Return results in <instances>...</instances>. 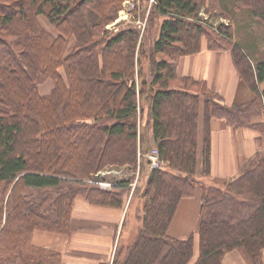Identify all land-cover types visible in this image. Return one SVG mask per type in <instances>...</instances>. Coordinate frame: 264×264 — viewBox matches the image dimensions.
Segmentation results:
<instances>
[{"label": "trees", "instance_id": "1", "mask_svg": "<svg viewBox=\"0 0 264 264\" xmlns=\"http://www.w3.org/2000/svg\"><path fill=\"white\" fill-rule=\"evenodd\" d=\"M123 1L14 0L17 11L0 6V264H62L60 253L32 244L33 232L69 235L77 197L120 208L129 179L114 181L113 193L85 181L105 166L136 167L145 128L151 133L148 150L155 148L167 169L149 170L137 231L117 246L111 264H188L193 236L175 239L167 230L181 199L194 196L195 185L200 211L194 264H221L233 250L246 264H263L264 155L219 187L194 174L200 96L203 175L210 172L211 117L264 135V123L251 122L264 116L259 88L264 55L258 52L264 28L259 34L253 30L264 27V0H156L154 10L163 20L150 50L159 59H149L150 82L141 80L135 30L103 37ZM201 7L210 15L225 12L237 24L235 33L230 23L205 30L196 22ZM202 39L209 50L229 52L254 96L250 104H219L198 82L177 77L179 58L199 52ZM254 53L263 56L254 59ZM82 65L91 67L96 80L92 98L90 89H82L85 79L75 76ZM47 79L53 88L40 95L37 87Z\"/></svg>", "mask_w": 264, "mask_h": 264}, {"label": "crops", "instance_id": "2", "mask_svg": "<svg viewBox=\"0 0 264 264\" xmlns=\"http://www.w3.org/2000/svg\"><path fill=\"white\" fill-rule=\"evenodd\" d=\"M46 30L52 28L43 18ZM38 18V20H39ZM40 22V21H39ZM70 50L72 49L73 42ZM178 78H189L198 82L205 90L218 96L219 104L231 107L245 106L252 102L254 96L240 79L231 56L227 51H212L202 39L199 52L180 57L176 67ZM52 82V81H51ZM53 88L51 84L50 90ZM264 89V82L259 85ZM39 93L40 95H47ZM204 98H199L197 162L194 179L207 185L222 186L237 177L257 155H264V135L250 127L233 128L223 119H210V172L202 174L201 150L203 139ZM147 109L145 108V113ZM145 122V118H144ZM253 124L264 123V116L251 120ZM150 141L151 133L148 128ZM152 144V142L150 141ZM167 167L166 164H162ZM200 211V189L195 185L191 198L179 202L169 224L167 234L175 239H186L193 236V261L198 255V236ZM126 217L124 207L114 208L95 206L81 197L74 200L69 235H60L43 231H34L31 242L34 246L60 253L62 264H111L117 246L121 244L123 225ZM264 264V249L262 250ZM221 264H246L241 254L227 252Z\"/></svg>", "mask_w": 264, "mask_h": 264}, {"label": "rangeland", "instance_id": "3", "mask_svg": "<svg viewBox=\"0 0 264 264\" xmlns=\"http://www.w3.org/2000/svg\"><path fill=\"white\" fill-rule=\"evenodd\" d=\"M82 0H78L80 2ZM14 0H0V6L1 8H5L6 6H11L9 9L10 11H17L19 10L17 5H14ZM156 0H125L123 1L121 5V9L117 13V18L105 26L104 30L107 31V35L103 36L105 39L109 38L112 34H114L117 31L120 30H135L138 33V40H137V46H136V55L135 57L139 58V66L142 70V78L141 80H145L146 82H150L151 79V66L149 59L155 58V60H159L156 58L157 56H153L151 53V46L154 42V40L157 37L159 25L161 21L163 20L162 17H160L154 10ZM14 5V7H13ZM206 5V4H205ZM92 18H94L93 14H90ZM227 15L225 12H223V15L221 17L215 13V15H210L206 12V10L201 7L198 13V18L196 22L199 23V25L203 26L205 30L208 32H211V28L208 25L217 27L219 24H226L230 23L233 34L237 30V24L235 20H227ZM93 20V19H92ZM90 20V21H92ZM39 21L42 25H44L46 28H48L43 21L42 18H39ZM207 22L205 24L204 22ZM256 30H255V29ZM262 28H264L262 25H255L253 27V30L257 32V34L261 33ZM50 30V28H49ZM52 34L54 33L53 30H51ZM4 37V36H3ZM104 39V38H103ZM93 42H96L97 39H92ZM235 42L241 43V40H239L237 37L233 38ZM140 43V44H139ZM141 46V50L140 47ZM71 45L67 47L66 52L68 53L70 51ZM143 54H142V53ZM258 52L263 53L264 55V41L259 40L258 42ZM139 53V54H138ZM258 53H254V59H260L263 55H259ZM81 69L83 70L81 73L75 72V76L79 79H85L82 89L83 90H89L90 93H88L87 98H92L95 92L96 88V80L93 77V74L91 72L90 66H81ZM59 72L63 74V70L60 69ZM14 74V78H17V75ZM51 80L47 79L42 84L38 85V92L39 93H48L51 87ZM170 86L175 85L176 82L170 81ZM144 133V141L141 147V160L140 163H137L136 167H127V166H105L100 171H98L95 175H93V180L90 178L86 180L85 182L88 183V186L96 187L98 189H102L106 192H114L113 189V182L114 181H121V180H130L129 188L121 194L122 196V207L126 209V217L123 225V234L121 237V243H126L128 240L132 239L134 234L137 231V227L139 224V219L142 214V204L144 201L143 197V190L145 188V184L148 177V172L150 169H153L150 167V164L148 163V157L149 155H152L154 148L151 150H148V136L147 130L143 131ZM65 140V138L63 139ZM24 142V140H22ZM120 143V142H118ZM43 149V148H42ZM47 163V162H46ZM159 170H166L167 167L162 165L161 167L155 168ZM167 198V194H166ZM160 199V198H159ZM161 200V199H160ZM44 232V231H43ZM195 261H193V256L190 259L188 264H194Z\"/></svg>", "mask_w": 264, "mask_h": 264}, {"label": "built area", "instance_id": "4", "mask_svg": "<svg viewBox=\"0 0 264 264\" xmlns=\"http://www.w3.org/2000/svg\"><path fill=\"white\" fill-rule=\"evenodd\" d=\"M149 160H150V165L152 168H158L162 165V162H160L157 157L156 150H154L152 155L149 156Z\"/></svg>", "mask_w": 264, "mask_h": 264}]
</instances>
